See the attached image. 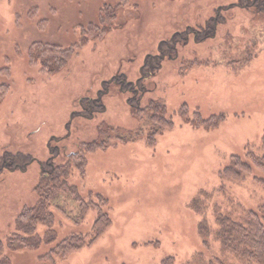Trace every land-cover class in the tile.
Returning a JSON list of instances; mask_svg holds the SVG:
<instances>
[{
    "label": "rangeland",
    "instance_id": "obj_1",
    "mask_svg": "<svg viewBox=\"0 0 264 264\" xmlns=\"http://www.w3.org/2000/svg\"><path fill=\"white\" fill-rule=\"evenodd\" d=\"M106 4L119 5L111 30L75 47L60 72L48 74L31 58L35 42L78 44ZM214 22L215 35L197 42L191 32ZM177 33L190 35L141 79L147 89L133 100L123 79L139 81L147 57ZM85 97H100L105 110L82 116ZM151 101L165 104L174 122L153 145V125L135 114ZM218 115L224 119L212 129L194 121ZM108 137L109 147L88 153L85 172L74 168L69 182L87 200L107 201L109 229L54 263L44 259L66 237L91 235L98 215L93 208L82 215L61 195L51 226L38 227L42 238L53 229L55 240L11 250L20 213L38 201L43 164ZM263 137L264 0H0V161L5 151L33 157L26 169H0V264H249L224 250L217 219L238 220L263 205L256 178L264 172L253 166L240 182L221 172L233 156L264 154Z\"/></svg>",
    "mask_w": 264,
    "mask_h": 264
},
{
    "label": "trees",
    "instance_id": "obj_2",
    "mask_svg": "<svg viewBox=\"0 0 264 264\" xmlns=\"http://www.w3.org/2000/svg\"><path fill=\"white\" fill-rule=\"evenodd\" d=\"M118 6L119 5L113 6L106 4L102 7L96 23L92 22L88 26L82 28L84 35L78 44L64 47L57 43L35 42L29 50L31 58L39 62L44 72L48 74L60 72L72 59L75 47L85 44L89 39L100 40L111 30L113 21L117 17ZM214 25L216 26L217 22L212 24L208 23L210 30L207 32L191 33L194 34L196 41L200 42L215 35V32H213ZM188 34L189 33H185L182 35L177 33L170 41L163 42L158 54L147 57L139 81L135 83L128 82L125 78L122 81L121 90L132 91L135 94L133 100H139L140 95L147 89L141 79L145 80L150 78L156 69H160L165 57H171L173 54L177 56L178 52L176 46L180 43H186L190 35ZM105 90L106 89H104V91ZM80 106L81 115L88 119L92 118L95 112L105 110V105L102 103L100 97H85L81 100ZM184 110L182 114L187 115L188 110H186V108H184ZM135 114L153 125L154 132L149 139L151 145L155 143V135L158 133L160 134L166 129L172 128L174 123L171 118L167 117L166 105L158 101H151L146 107L135 109ZM197 115L199 114L197 113ZM223 119L222 115L213 116L207 120L202 119L201 116H197L194 121L196 122L197 120L199 126L212 129L217 127ZM107 131L109 132V130ZM118 137V140L121 142L125 143L129 141L125 136L120 135ZM108 138L81 143L79 149L67 155V159L63 163H56L53 157H50L49 160L43 164L40 180L36 187L38 201L31 207H25L20 213L18 230L21 234H17L8 239L7 244L11 250H17L23 247L35 249L38 248L43 241L52 243L55 240L56 232L53 229H48L42 238L38 232V227L45 224L51 226L54 221L51 206L61 195L72 197L79 204L82 215L92 208L97 210L98 215L94 222L91 235L73 234L66 237L51 248V250L44 255V259L54 263L56 256L65 257L74 251L81 250L85 246L93 244L109 229L112 220L109 214L103 210V207L107 205V201L102 196L97 197L98 202H94L92 199L87 200L80 193L78 187L69 182V177L74 168L78 169L81 173L85 172L87 166L86 155L88 153L94 152L97 149L103 150L109 147L110 144H108V141L111 140V138ZM247 157L249 161L244 160L240 156H233L231 163L222 170V177L235 182L243 181L247 175L252 173L253 166L264 172V154L260 155L253 151H249ZM32 160L33 157L31 154L5 151L0 161V169H26ZM6 165H8V167H6ZM256 180L264 184V179L256 178ZM58 208L61 207L58 206ZM217 222L219 224L217 236L224 250L234 253L238 258L249 264H264V204L257 210L247 211L245 215L238 220L229 216L219 215ZM172 259L173 258H169L168 261H172Z\"/></svg>",
    "mask_w": 264,
    "mask_h": 264
}]
</instances>
